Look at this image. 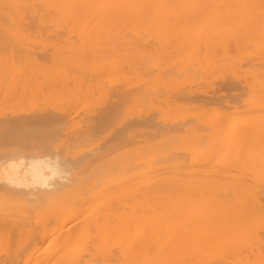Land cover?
Listing matches in <instances>:
<instances>
[{"label": "bare ground", "instance_id": "obj_1", "mask_svg": "<svg viewBox=\"0 0 264 264\" xmlns=\"http://www.w3.org/2000/svg\"><path fill=\"white\" fill-rule=\"evenodd\" d=\"M0 32L1 264H264V0H0Z\"/></svg>", "mask_w": 264, "mask_h": 264}, {"label": "rangeland", "instance_id": "obj_2", "mask_svg": "<svg viewBox=\"0 0 264 264\" xmlns=\"http://www.w3.org/2000/svg\"><path fill=\"white\" fill-rule=\"evenodd\" d=\"M47 32H48V34L50 33V35H51V34L53 35L54 40L51 39V38H53L52 35H51V36H50V35L47 36V34H46ZM0 33H3V34H4V33H6V32H0ZM8 33H9V32H7L6 34H8ZM6 34H4V35H6ZM10 34H12V35L15 37V35H14L13 33L10 32ZM10 34H8V36H9ZM39 34L42 35V33L31 32V35H32V36L29 35V39L32 38V41H33V42H31V40H30V41L26 40V42H24L25 39H27L26 36H24L25 39H24L23 41L21 40V39H22L21 36H19V37H20V44H23V43H24V44H23L24 47H25V48L28 47V49H25V48L23 47V50H27V51L29 50V52L31 51L30 53L34 54L35 56H37V57H39V58H40V57L45 58V57H44L45 55H43V54H41V53L39 54L40 51H42V53H43V51H48V50H49V51H50V50L52 51L53 48H55V51H56L58 48H56V47H54V46H56V45H58V44L60 45V43H57L58 40H59V42L61 41V44H62L64 41L66 42V40H67V39L62 40L61 37H62V38H65V37L62 36V35H61V37L58 35V36L60 37L61 40H60L59 38H55L57 35L55 36V33H54V32L51 33V32H49V31H46L45 34H44V32H43V34L46 35V36L49 38V39L46 38V40H47V42H46L44 38L39 39V38L41 37ZM4 35H3V36L1 35V36H0V39H1V37H4ZM33 35H35L34 37H35L36 39L33 37ZM30 36H31V37H30ZM38 36H39V37H38ZM9 37H10V36H9ZM9 37L6 36V40H7V41H6L5 39H1L2 41L4 40V41H3V42H5L4 44H3L2 41L0 40V42H1V43H0V44H1V47H0V48H1V49H2V48H6V50H7V47H5L6 44H7V46H9L7 52H9V50H10L9 48H11L10 46H12L13 44H14V45L12 46V48H14V47L16 48V47H17L16 52L18 51V49L22 48V46H20V48H19L18 46H15V44L18 43L19 40L16 41V43H13V42H15V41H12L11 37H10L11 40H10V39L8 40L7 38H9ZM16 37H17V36H16ZM22 37H23V36H22ZM24 37H23V38H24ZM37 37H38V38H37ZM42 37H43V36H42ZM13 39H15V38H13ZM17 39H19V38H17ZM17 39H16V40H17ZM33 39H35V45L33 44V43H34V40H33ZM38 39H39V40H38ZM43 39H44V41H43ZM57 39H58V40H57ZM72 39H73V38H72ZM48 40H49V42H48ZM55 40H56L57 42H56ZM69 40H71V39H69ZM73 40H74V39H73ZM73 40H72V41H69V42H71V43H70V46H71ZM75 40H77V39H75ZM75 40H74V41H75ZM37 41H38V42H37ZM40 41H41V42H40ZM27 42H28V43H27ZM29 42H31L32 44H30ZM43 42H44V43L46 42L48 47H47V46L45 47L46 43L44 44ZM52 42H53V46H52ZM54 42H55L56 44H55ZM65 42H64V44H62V48L64 47L65 44H68V43H69V42H66V43H65ZM25 43H26V46H27V47L25 46ZM37 43H38V45H37ZM41 43H43V45H41ZM73 43H75V42H73ZM18 44H19V43H18ZM20 44H19V45H20ZM49 44H50V45H49ZM28 45H29L30 47L32 46V48H34L36 52L34 51V49L32 50V48H30ZM40 45H41V47H40ZM59 45H58L57 47H59ZM68 45H69V44H68ZM60 46H61V45H60ZM70 46H68V47H70ZM72 46H73V45H72ZM44 47H45L46 49H45ZM66 47H67V46H66ZM12 48H11V49H12ZM15 48H14V49H15ZM38 48H40V49H38ZM47 48H48V50H47ZM62 48H61V49H62ZM64 48H65V47H64ZM64 48H63L62 50H60V48H59L58 50H60V52H61V51L64 52L65 50L68 51L67 48H66L65 50H64ZM14 49H12V52L16 53L15 51H13ZM30 49H31V50H30ZM3 50H4V52H5V49H3ZM3 50H2V51H3ZM23 50H22V51H23ZM58 50H57V51H58ZM89 50H90V49H89ZM19 51H20V50H19ZM49 51H48L46 54H48V53H49V54L52 53V52L54 51V49H53L52 52H49ZM55 51H54V52H55ZM86 51H88V50L86 49ZM10 52H11V50H10ZM23 52H24V51H23ZM25 52H26V51H25ZM54 52H53V53H54ZM20 53H21V52H20ZM55 53H56V52H55ZM17 54H18V53H17ZM23 54H24V53H23ZM23 54H18V55H22V56H23ZM28 54H29V53H28ZM32 54H31V55H32ZM44 54H45V53H44ZM24 55H25V54H24ZM29 55H30V54H29ZM34 55H32V56L34 57ZM26 56H28V55H26ZM230 77H231V76H230ZM216 80L220 81L221 79L219 80V78H218V79H216ZM216 80L214 79L215 82H217ZM240 81H243V80L240 79ZM131 82H132V81H129L130 85H131ZM243 82H244V81H243ZM243 82H242V83H243ZM135 84H137V83H135ZM135 84H132V85H131L132 87H131V86L127 83V85H129V87L133 88V90H135L134 86H135V87L138 86L139 88H137V89H140V88H141V84H140V83H138V85H135ZM139 84H140V85H139ZM123 85H125V84H123ZM133 85H134V86H133ZM193 85H194V86H191L192 88L187 87V89H195V88H197V86H200L199 84H198V85H197V84H193ZM195 85H197V86L195 87ZM212 85H214V84H212ZM201 86H202V88L204 87L203 85H201ZM129 87H128V88H129ZM183 87H184V88H183ZM194 87H195V88H194ZM209 87H210V84H209ZM209 87H208L207 85H205V87H204V88H205V91L210 90V89L212 88V86L210 87V89H209ZM117 88H122V89L124 90V89L127 88V87H125V86H122V87H121V86H120V87H117ZM179 88L186 89V88H185V85H184V86L182 85V86L179 87ZM204 88H203V89H204ZM197 89H198V88H197ZM197 89H196V90H197ZM206 89H207V90H206ZM126 90L128 91V89H126ZM133 90H132V92H135V91H133ZM198 90H199V89H198ZM127 91H125V92H127ZM129 92H130V91H129ZM130 93H131V92H130ZM128 95H129V93H128ZM83 96H84V95H82L81 100L83 99ZM85 98H86V96H84V99H85ZM87 98H88V96H87ZM99 98H101V99H97V101L99 102V104L96 105V108H97V109H96V108L94 109V107H95L94 105L96 104L97 101H96L95 103H93V104H94V105H93V108H91V107L89 108V106H88V107L86 106L87 103H89V102H87L88 100L85 99V100H86L85 102H87V103H85V105H84V101H82L83 104H81V105H84L83 107H85V108H84V111H83V109H81V110H82V112H83L84 115H87V114H88L89 116H91V115L93 114V113H91L92 110H93L92 112H94V111L98 110V109L100 108V106H102V104H100V103H103L106 99L104 100L105 97L102 98V96L99 97ZM102 99H103V102H100L99 100H102ZM82 102H81V103H82ZM98 102H97V103H98ZM88 105L91 106V104H88ZM97 106H98L99 108H98ZM59 107H60V106H59ZM76 107H77V106H75V107H73V108H76ZM83 107H82V108H83ZM86 108H88V109H86ZM85 109H86V110H85ZM89 109H90V111H88ZM91 109H92V110H91ZM136 109H137V108H136ZM136 109L133 108V110H136ZM144 109H145V110H144ZM144 109H143L144 112L146 111L145 114H147V110H146V108H144ZM147 109H148V108H147ZM71 110H73V109H71ZM81 110H79V111H81ZM139 110H140V107L138 108V112H137V113H139ZM141 110H142V109H141ZM148 111H149V110H148ZM82 112H77V111H76L77 114H78V113H81L80 115L83 117L84 115L82 114ZM84 112H85V113H84ZM87 112H89L91 115H90L89 113H87ZM132 112H133V111H132ZM140 112H141V111H140ZM150 112H153V111H150ZM150 112H149V113H150ZM86 113H87V114H86ZM134 113H136V112H134ZM141 113H142V112H141ZM139 114H140V113H139ZM143 114H144V113H142V115H143ZM85 117H87V116H85ZM1 126H2V125H1ZM2 127H3V126H2ZM2 127H1V128H2ZM65 127H66V128H65ZM65 127H64V128L59 127L58 130H60V132H58V130L56 131V128H53V129H50V131H47V127H45V132H46V133L44 132L43 129H42V130H41V129H40V130H37V131H39L38 133H36L37 131H33V130H31V129L35 128V127H33V128H29V129L26 128V130H28L27 132H29V130H31L30 132H32V131L35 132L36 135H35L33 132H32L33 134H30V132H29V134H28L29 136H30V135H31V136L34 135V136H33L34 138H38L40 135H43V136H44V135H49V134H50V136H51V134H52V133L54 134L55 131H56L57 133H60V134H61L60 136H58L57 133H56V135H57L58 137H63V136H65V135H64L65 133L61 132V130H62V131H63V130H66V129H67V126H65ZM1 128H0V129H1ZM5 128H6V127H4V129H5ZM49 128H50V127H49ZM49 128H48V129H49ZM36 129H37V128H35L34 130H36ZM40 131H43V132L40 133ZM51 131H52V132H51ZM56 135H54V136H56ZM54 136H52V137H54ZM11 242H12V241H11ZM14 243H15V242H14ZM18 243H19V242H18ZM20 243H21V241H20ZM5 244L8 245L7 243H4V245L0 244V246H1L2 248H3V246H5V247H4L5 249H3V250H1V247H0V251L5 252V254H3L2 252H0V253H2V254H0V258H1L0 261H3V260L6 261V260H8L9 257H12L11 255H8L9 253L13 255V253H15L16 251L19 250V249H18L19 246L17 245V241H16V244H15V245H16L15 247L17 248V250H16L14 247H13V249H12V250H15L14 252H13L12 250H10V249L12 248V246H10V247L8 248V246L6 247ZM9 244L12 245L13 243H12V244L9 243ZM13 246H14V245H13ZM6 248H7V250H8L9 253L7 252ZM11 251H12V252H11ZM2 255H4L3 257L5 258V259L3 258V260H2V257H1ZM23 255H24V254H23ZM8 256H9V257H8ZM21 257H22V255H21ZM2 263H4V262H2ZM0 264H1V263H0Z\"/></svg>", "mask_w": 264, "mask_h": 264}]
</instances>
